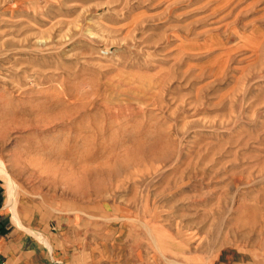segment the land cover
I'll list each match as a JSON object with an SVG mask.
<instances>
[{"label": "rangeland", "instance_id": "rangeland-1", "mask_svg": "<svg viewBox=\"0 0 264 264\" xmlns=\"http://www.w3.org/2000/svg\"><path fill=\"white\" fill-rule=\"evenodd\" d=\"M0 161L96 264H264V0H0Z\"/></svg>", "mask_w": 264, "mask_h": 264}, {"label": "crops", "instance_id": "crops-1", "mask_svg": "<svg viewBox=\"0 0 264 264\" xmlns=\"http://www.w3.org/2000/svg\"><path fill=\"white\" fill-rule=\"evenodd\" d=\"M29 229L41 234L51 248L46 247ZM77 230L68 235L62 233L59 241L54 239L47 225L45 210L27 204L23 198L17 199L14 209H11L6 205L0 184V253L7 264H82L74 252L79 251L81 255L87 249L90 264H96V236L85 235L82 229ZM72 243L77 250L71 249Z\"/></svg>", "mask_w": 264, "mask_h": 264}, {"label": "bare ground", "instance_id": "bare-ground-1", "mask_svg": "<svg viewBox=\"0 0 264 264\" xmlns=\"http://www.w3.org/2000/svg\"><path fill=\"white\" fill-rule=\"evenodd\" d=\"M0 175L2 176L3 180L5 183H7V185H9V200L8 202L9 207H11L12 209H14L15 203L17 201V191H16V185L14 180L11 178V176L8 174L4 164L0 161ZM16 218V217H15ZM17 220V218H16ZM19 222V221H18ZM30 233L35 234L34 231L32 230H28ZM36 235V234H35ZM38 237V236H37ZM43 240V239H42ZM45 245L48 246V243L46 241H44Z\"/></svg>", "mask_w": 264, "mask_h": 264}, {"label": "built area", "instance_id": "built-area-1", "mask_svg": "<svg viewBox=\"0 0 264 264\" xmlns=\"http://www.w3.org/2000/svg\"><path fill=\"white\" fill-rule=\"evenodd\" d=\"M0 264H7V262L2 258L1 253H0Z\"/></svg>", "mask_w": 264, "mask_h": 264}]
</instances>
